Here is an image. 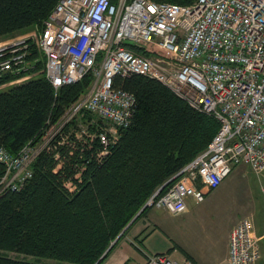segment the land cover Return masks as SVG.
Returning a JSON list of instances; mask_svg holds the SVG:
<instances>
[{
	"label": "built area",
	"instance_id": "1",
	"mask_svg": "<svg viewBox=\"0 0 264 264\" xmlns=\"http://www.w3.org/2000/svg\"><path fill=\"white\" fill-rule=\"evenodd\" d=\"M33 45L55 90L87 73L92 79L38 142H26L16 155L0 146V192L19 190L42 151L55 169L83 151L103 161L135 105L131 91L113 86L116 75L155 78L218 121L207 145L166 180L162 193L157 188L147 197V207L180 213L188 197L201 201L232 166L264 170V0H56L36 35L0 41V76L19 74L2 85L33 74L26 58ZM86 162L74 163L72 177L63 181L67 191L76 189ZM261 191L264 199V183ZM262 239L264 220L257 232L241 217L230 230L229 264H258ZM142 264L193 263L165 251L146 253Z\"/></svg>",
	"mask_w": 264,
	"mask_h": 264
},
{
	"label": "trees",
	"instance_id": "2",
	"mask_svg": "<svg viewBox=\"0 0 264 264\" xmlns=\"http://www.w3.org/2000/svg\"><path fill=\"white\" fill-rule=\"evenodd\" d=\"M55 1L0 0V38L30 25L41 26ZM33 48L26 58L35 59L34 68L40 70L34 71L31 62L29 78L0 88V146L12 155L28 141L38 142L47 126L87 91L92 79L87 73L55 90L44 75L41 53ZM18 75L0 76V85ZM113 86L131 91L135 105L129 124L101 163L89 160L83 151L82 157L74 153L55 169L52 156L42 151L31 163L32 176L19 190L0 192V264H45L38 257L99 264L147 197L203 149L218 128L212 114L190 106L155 78L116 75ZM84 159L81 179L69 192L63 181L72 177L74 163ZM3 172L0 162V176Z\"/></svg>",
	"mask_w": 264,
	"mask_h": 264
},
{
	"label": "crops",
	"instance_id": "3",
	"mask_svg": "<svg viewBox=\"0 0 264 264\" xmlns=\"http://www.w3.org/2000/svg\"><path fill=\"white\" fill-rule=\"evenodd\" d=\"M218 186L206 191L204 197L215 193L213 198L217 199L224 193L223 190H215ZM199 202L188 197L186 209L180 213L164 207H148L127 227L99 264H142L146 253L165 251L176 258L186 257L193 264H229L230 230L241 217L216 237L208 216L203 219L191 216Z\"/></svg>",
	"mask_w": 264,
	"mask_h": 264
},
{
	"label": "rangeland",
	"instance_id": "4",
	"mask_svg": "<svg viewBox=\"0 0 264 264\" xmlns=\"http://www.w3.org/2000/svg\"><path fill=\"white\" fill-rule=\"evenodd\" d=\"M41 26L30 25L21 31L1 37L0 41L14 39L18 36L36 35ZM33 49L38 54L40 53L35 46ZM31 62L34 64V71H39L40 69L35 70L34 68L35 59H31ZM8 85L1 84L0 88L4 89ZM263 183L264 170L256 174L249 165L244 163L236 164L232 166L230 172L222 179L218 188L215 189L223 190L224 193L217 199L213 198L215 193L206 195L201 202L194 206V213H191V216L200 219L208 216L216 237L226 226H230L234 220L243 216H248L252 220L255 230L260 231L264 220V199L261 191ZM260 244L261 257L258 260V264H264V239L261 240ZM8 254L15 255L14 252H8ZM30 258L34 259L36 257L30 256ZM38 258V261L45 264H71L68 261L49 257Z\"/></svg>",
	"mask_w": 264,
	"mask_h": 264
},
{
	"label": "water",
	"instance_id": "5",
	"mask_svg": "<svg viewBox=\"0 0 264 264\" xmlns=\"http://www.w3.org/2000/svg\"><path fill=\"white\" fill-rule=\"evenodd\" d=\"M172 179V178H171ZM167 184V181L162 183L159 187L158 190L160 191L165 185ZM147 207L146 204H144L140 210L131 218V220L121 229V231L116 235V237L110 242V244L108 245V247L106 248V250L103 252V254L100 256L102 257L110 248L111 246L116 242V240L121 236V234L124 232V230L131 224V222L136 218V216L139 214V212L143 209ZM97 262V261H96ZM95 262V263H96Z\"/></svg>",
	"mask_w": 264,
	"mask_h": 264
}]
</instances>
